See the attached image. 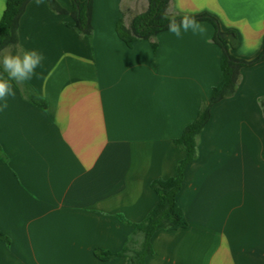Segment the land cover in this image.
I'll list each match as a JSON object with an SVG mask.
<instances>
[{
	"label": "crops",
	"instance_id": "1",
	"mask_svg": "<svg viewBox=\"0 0 264 264\" xmlns=\"http://www.w3.org/2000/svg\"><path fill=\"white\" fill-rule=\"evenodd\" d=\"M147 8L148 0H94L90 40L46 0L28 4L20 51L43 54L27 83L47 108L14 84L0 110V231L11 240L0 241V264H127L95 251H122L133 227L117 215L146 218L157 202L152 182L173 177L185 157L175 140L223 80L208 22L199 21L204 34L166 30L129 47L117 22L129 27ZM169 14L215 16L236 32L239 59L264 48V0H172ZM262 99L264 62L242 69L236 94L213 106L177 195L189 226L156 233L145 264H264Z\"/></svg>",
	"mask_w": 264,
	"mask_h": 264
},
{
	"label": "trees",
	"instance_id": "2",
	"mask_svg": "<svg viewBox=\"0 0 264 264\" xmlns=\"http://www.w3.org/2000/svg\"><path fill=\"white\" fill-rule=\"evenodd\" d=\"M33 0H8L6 10L0 21V48L13 45V51H20L19 23L28 4ZM49 7L58 14H69L72 22L69 27L80 35L93 39V6L94 0H71L72 9L65 10L57 0H46ZM172 0H148V8L145 12L136 15L129 27L123 20L117 22L119 37L129 46L133 47L138 40H151L159 33L168 30L170 18L179 19L183 15L169 14ZM196 20L205 21L213 25L215 29L214 41L223 50L221 70L223 80L220 85L213 88L210 100L206 103L197 118L188 125L182 135L175 140L177 150L185 153V157L178 162L176 173L168 179H157L151 184L157 194L155 206L139 223L127 220L123 215H117L119 220L131 227L133 232L128 238L121 252L112 253L103 249H97L95 255L103 261L125 257L127 264H145L148 256L154 254L152 245L153 236L161 231H173L187 228L189 223L183 209L177 202V195L183 188L185 171L198 156V141L201 133L211 118V110L218 102L234 96L237 92L241 70L253 67L264 62V48L262 52L252 60H243L233 54L238 45V37L234 31H223L219 20L210 14L194 16ZM6 75V74H5ZM15 84V82H14ZM22 96L32 105L46 109L47 102L27 82L16 84ZM264 113V99L261 101ZM264 159V153H263ZM0 160L7 161L6 155L0 146ZM0 241L7 245L11 240L0 231Z\"/></svg>",
	"mask_w": 264,
	"mask_h": 264
},
{
	"label": "clouds",
	"instance_id": "3",
	"mask_svg": "<svg viewBox=\"0 0 264 264\" xmlns=\"http://www.w3.org/2000/svg\"><path fill=\"white\" fill-rule=\"evenodd\" d=\"M37 4L41 0H36ZM6 10L5 0H0V17ZM168 31L177 39L183 34L191 31L193 34H204L206 29L196 20L194 16L184 15L179 19H169ZM14 46L8 45L0 48V70L6 75H0V110L7 108L8 100L17 95L15 84L30 81L37 75V69L41 67L44 57L36 49L13 51Z\"/></svg>",
	"mask_w": 264,
	"mask_h": 264
},
{
	"label": "rangeland",
	"instance_id": "4",
	"mask_svg": "<svg viewBox=\"0 0 264 264\" xmlns=\"http://www.w3.org/2000/svg\"><path fill=\"white\" fill-rule=\"evenodd\" d=\"M143 1V0H142Z\"/></svg>",
	"mask_w": 264,
	"mask_h": 264
}]
</instances>
